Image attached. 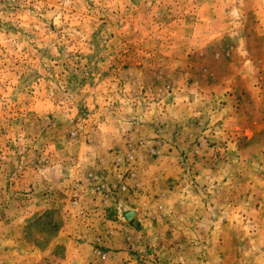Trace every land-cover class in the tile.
I'll use <instances>...</instances> for the list:
<instances>
[{"label":"rangeland","instance_id":"rangeland-1","mask_svg":"<svg viewBox=\"0 0 264 264\" xmlns=\"http://www.w3.org/2000/svg\"><path fill=\"white\" fill-rule=\"evenodd\" d=\"M0 264H264V0H0Z\"/></svg>","mask_w":264,"mask_h":264},{"label":"water","instance_id":"water-1","mask_svg":"<svg viewBox=\"0 0 264 264\" xmlns=\"http://www.w3.org/2000/svg\"><path fill=\"white\" fill-rule=\"evenodd\" d=\"M134 212H132V211H126V212H124L123 214H122V216H123V218L125 219V220H127V221H129V220H131L132 219V217L134 216Z\"/></svg>","mask_w":264,"mask_h":264}]
</instances>
